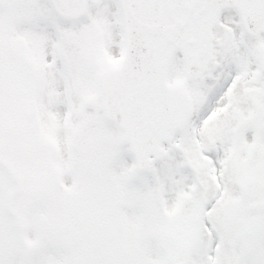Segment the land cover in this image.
Segmentation results:
<instances>
[{
  "label": "snow or ice",
  "instance_id": "obj_1",
  "mask_svg": "<svg viewBox=\"0 0 264 264\" xmlns=\"http://www.w3.org/2000/svg\"><path fill=\"white\" fill-rule=\"evenodd\" d=\"M0 264H264V0H0Z\"/></svg>",
  "mask_w": 264,
  "mask_h": 264
}]
</instances>
